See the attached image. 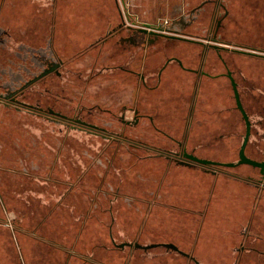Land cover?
<instances>
[{"label":"rangeland","instance_id":"1","mask_svg":"<svg viewBox=\"0 0 264 264\" xmlns=\"http://www.w3.org/2000/svg\"><path fill=\"white\" fill-rule=\"evenodd\" d=\"M53 3L9 0L1 24L13 25V39L0 45V92L12 91L55 63L48 51ZM98 3L94 0L88 5L90 15H97ZM60 4L67 10L59 14L62 29L56 31V47L65 62L63 74L41 80L40 91L30 87L21 97L30 103L41 102L48 110L85 118L113 138L79 128L83 125L75 122L54 121L50 114L38 115L0 103V264H66L70 255V264H195L166 246H117L111 232L118 244L171 241L190 251L197 243L196 254L203 264H237L239 258V264H264V192L259 204L261 189L248 180L261 177L259 168L241 164L215 172L201 165L182 164L169 159L166 152H158L163 148L178 150L179 146L147 118L137 125L126 121L134 116L132 110H124L126 105H139L142 113H161L163 106L165 115L172 111L175 119L179 117L180 124L173 126L175 134L181 138L189 133L190 151L216 161L239 160L246 122L226 75L203 76L197 88L198 75L186 72L176 87L170 89L167 80L154 87L158 70L175 53L186 66L199 68L206 49L211 56L205 70L227 72L216 54L220 50L210 45L215 42L212 9L200 6L172 22L184 35L204 40L205 47L154 37L146 48L145 34L125 29L120 35L134 36L136 46L129 41H111L101 52L103 40L99 39L106 35V27L84 30V40L78 39L82 29L74 25L84 21V0H60ZM242 6L243 0L222 1L218 43L264 53V26L256 21L244 23ZM17 50L25 53L24 63L33 68L31 71L16 68L22 60ZM32 50L41 56V66L34 61L38 57ZM221 51L239 83L252 121L246 152L263 160L264 58ZM146 53L151 56L147 62L143 60ZM117 64L146 69L147 76L154 78L152 89L142 86L137 75L104 69ZM12 65L15 68L11 70ZM168 91L174 99L169 106L172 109L166 108L170 101H162ZM194 95L197 109L192 116ZM177 104L179 107H174ZM156 121L157 126L168 127L160 117ZM141 143L152 151L138 147ZM216 179H220L215 195L219 199L214 200L203 223ZM232 216L238 224L230 229ZM254 217L246 238L248 220ZM243 241L246 247L241 252Z\"/></svg>","mask_w":264,"mask_h":264},{"label":"flooded vegetation","instance_id":"2","mask_svg":"<svg viewBox=\"0 0 264 264\" xmlns=\"http://www.w3.org/2000/svg\"><path fill=\"white\" fill-rule=\"evenodd\" d=\"M212 1H215V4H216V9H215V11L213 13V19L217 18V22L213 23L215 25V27H214V38H213L215 42L214 43L210 42V45H213V44L220 45V48H218V49L215 48L216 50H220L216 54H217L219 60L223 63V65L226 68L227 72H222L220 74H211V73H209L208 71L205 70L206 60H208L209 57L211 56L210 53L206 52V49H204V52H202V54H201L202 63L199 66V68H192V67L186 66L185 63H184V59L182 57H180L179 55H170L165 60L163 65L160 67V69L158 70L157 83L154 85V87H160L162 85L163 76H164L165 71L168 69V67L171 64L175 65L176 63H177L178 68L180 70L185 71V72H189V73H195V74L198 75V79L196 81L197 88L200 86L203 76H209V77L217 78L219 76L226 75L231 80V78L229 77L228 74H229V72H231L233 74V72L230 69V65L228 63V60H227L226 56L222 53L221 50H233L234 51V49L233 48L231 49L228 46H223V44H220V42L218 43V37H217L218 29H219V27L222 24V19H221L222 2H221V0H212ZM126 18H128V16H126ZM164 26H166V28L169 27L172 30V32H169L171 34L173 33V34H178V35H181V36H184V37H188V36L184 35V31L183 30H178L177 28L173 27L172 22L164 24ZM146 27L147 26H136L135 24H132V23H129V22H126V21H122L117 26L115 25L112 28H110L108 30V32L106 33V35H104L101 39H99V41L103 40V45L101 46V49H100L101 52L104 50V47L111 41H113L115 44H116V42L121 44V43H125L126 41H129L131 43H134L135 46H136V41H135L136 38L134 36H130V35L121 36L120 35L122 33V31H124L125 29H127L129 31H132V32L139 31V32L145 34L146 36H145V39H144V44H145L146 48L147 47L150 48L151 42L153 41L154 37H156V39H163V40H166V41H171V40L172 41H177V40H179V41H183V42L201 44L204 47L206 46V43L204 42V40H201V39H197V38H194V37L193 38L192 37H188V38L196 40V41H188V40H184V39H178V38H173V37H168V36L156 35V34H153V33H148L149 31L145 32L144 30H142L143 28H146ZM12 39H13V35H12L11 30L9 29V27H5V26H3L0 23V45L1 46H3V45L5 46V45H7V42H9V41L11 42ZM197 41H201V42H197ZM208 48H210V46ZM22 49H24V47H22ZM2 50H4V49H2ZM32 51H34L32 53L34 55V57H38V58L34 59V61L36 60L35 61L36 64L38 66H41V60L39 59V58H41V56H38L35 53V50H32ZM48 51L50 52L49 54L51 56H53V58H55V63L54 62L50 63L49 66L45 67L44 70L41 71L40 73L35 74L30 80L22 81V83L19 84L18 87H15V89H13L12 91H10V92H0V103H3L7 107L14 106L18 110L24 109V110L30 111V112H32L34 114H38V115H44L45 116V115L50 114L53 117L49 116V118H51L54 121L64 122V123H67V124H69L68 122H75L77 124L83 125L82 127H79V128H84L85 130H87L89 132H92V133L97 134V135H101V136L106 137V138H113L110 134H108V132H106V130L104 128L98 127L97 125L91 123L90 121L86 120L85 118H82L80 116L79 117L78 116L72 117L69 114L64 113L63 111H58V110H55V109L48 110V109H46V107H44L42 105L41 102L30 103V102H27L26 100H24L21 97V95L26 90H28L30 87H33V89H35V90L37 89L38 91H40V87L38 86V83L41 80L46 79L49 76L53 77L54 75L63 74V71H64L63 68H64V65H65V62L61 58V56L59 55V52H58L57 47H56V41H55V39L53 38L52 35H51V37L49 39V49H48ZM130 51H131V49H130ZM16 52H17V55L20 56V58L22 59L21 62L16 64V68L20 67L21 71H24V69H26V70L28 69V71H31L33 68L31 66H29V65L24 63L25 53H23L22 50H20V51L17 50ZM39 52H41V51H39ZM242 54L252 55V54H248V53H242ZM131 55H133V56H131L132 59H135L134 57L136 56V54L134 52H131ZM252 56H257V55H252ZM144 57L145 58L143 60L146 61V62L148 60L150 61V59H151V56H149L148 53H146L144 55ZM257 57L264 58V56H257ZM11 67H12L11 70L15 68L14 65H12ZM1 68H2V64L0 62V70H1ZM104 69H115V70L127 72L130 75L131 74L137 75L140 78V84L142 86H146V87H148L150 89H152V87H153L152 84H150V83L154 80V78H151V77L147 76L146 69H142V70L139 69L138 70L136 68H132V67L127 66L125 64H117V65H113V66H106ZM3 71H5V70H3ZM17 72H19V69H17ZM16 75L20 76L19 73L16 74ZM1 76H3V75H1ZM233 76H234V74H233ZM234 78H235V76H234ZM235 80H236V78H235ZM236 82H237L238 90H239V93H240L239 83H238L237 80H236ZM231 84H232V81H231ZM232 86H233V84H232ZM240 97H241V93H240ZM235 99H236V97H235ZM196 103H197V98L194 95L193 100L191 102V106H190V111L192 112V116L195 114V111L197 109ZM236 104H237V101H236ZM237 107H238V105H237ZM128 109L132 110L134 112L133 118L131 120H126L128 122V124L130 123V124H136L137 125V124H139L141 122L142 119L147 118L149 120L150 124L154 125L157 128L158 131H160L162 134H164L168 138H170L173 141H175L178 144V146H179L178 150L163 148V149H157L158 152L159 151L160 152H166L165 154H166V156L169 159L176 160L178 162H180L183 159L184 160H190V159L185 157V155H184L185 152H188L190 154L196 155L195 153L190 151L188 149V147H187V140H188V137H189V135H188L189 133L183 134L181 136V138H180L179 135L173 134V133L167 131L166 129L156 125V122H157L156 120L159 119L160 112L159 113L158 112H156V113H142L140 111L139 105H134V104L133 105H126L124 107V110L127 111ZM104 110L109 111L110 109L105 108ZM121 118H123V120H125V116L124 115L121 116ZM142 145L144 147H146L147 150L152 151V149H149L150 146L147 145V144L141 143V144H138L137 146L141 147ZM248 145H249V143H248ZM247 148H248V146H247ZM247 148H246V150H247ZM248 156L250 157V155H248ZM263 160H264V158H263ZM263 160H260V161H263ZM187 165H201V164L192 162V163L187 164ZM201 166H204V165H201ZM205 167L206 168H212V169L215 170V172H217L216 171L217 168L225 167V166H215L214 165V166H205ZM253 167H256V166H253ZM256 168H259L260 173H261V177L258 178V179H255V178H252V177H248V180H252V181L256 182L255 184L257 186H259V188L261 187V189L262 188L264 189V172H262L260 167H256ZM246 230L247 229H245V233H247ZM133 243H135V242H133ZM242 245H243L242 248L246 247V245H244V241L242 242ZM132 246H134V245H132Z\"/></svg>","mask_w":264,"mask_h":264},{"label":"crops","instance_id":"3","mask_svg":"<svg viewBox=\"0 0 264 264\" xmlns=\"http://www.w3.org/2000/svg\"><path fill=\"white\" fill-rule=\"evenodd\" d=\"M93 1L94 0H84V5H85L84 6V15H85L84 21H82L80 26H78V24L74 25L77 28L79 27L82 29V32L80 33L81 37L78 38L80 40H84V38H85L84 34L87 30L98 28V27H100V28L106 27V29L109 30L113 26L120 24L122 21H126L129 23L135 24L136 26H148V25H158V24L171 23V22L177 20L178 18H184V17L190 15V13H193V10H195L196 8H198L200 6L206 7L207 9L211 8L212 9L211 10L212 15H211L210 21H211V23L217 22V18L213 19V13L216 9V4H215V1H212V0H98L99 5L97 7V15L96 16L90 15L91 11L89 10L90 7H88V5L92 4ZM222 1L223 0H221V2ZM8 4H9V0H0V23H1V20L3 17V14L6 11H8V9H9ZM34 7H36V5H34ZM61 8L62 7L60 4V0H54L53 9H52L51 30H52V36L55 39V41H56L57 29H59V28L62 29V25H61V27H60V25H58V16H59V14L63 15L65 12H67L66 9L64 10L63 8L62 9ZM241 12L243 14V16H241V17H243L244 23H248L250 21H256L257 23H260V26H264V0H257V2H255L254 4H252L248 0H243V6H242ZM126 16H128V18H126ZM203 17L204 16L202 15V16H200L199 19H202ZM101 22L103 24H101ZM71 25H70V27L73 28V26H71ZM7 27H9V29H12L13 25H8ZM84 30H86V31L84 32ZM220 44H223L224 46H227V45L230 46L229 43H220ZM260 50H261V48H260ZM227 51H233V50H227ZM233 52H235L237 54H242L241 52L239 53L237 51H233ZM174 55L180 56V54H177V53H175ZM184 74H186L185 71L180 70L177 65L171 64L164 73L162 85L167 80L169 82L170 89L173 87H176L179 83V80H181V78H183V77L186 78V76ZM187 81L189 83V80H187ZM170 92L171 91L167 92L168 93L167 96L162 95L163 96L162 100H164L165 102L170 101V104L166 108H168L169 106H172V103L174 101V99L171 97L172 93H170ZM241 99H242L243 105L246 109L242 95H241ZM177 100H178V98H177ZM174 107L178 108L179 104H177ZM169 108L172 109L171 107H169ZM161 109H162V111L160 113V119H161L162 125H167L168 127H166L165 129L167 131L175 134V132L173 131V126L180 124L179 117L178 118L176 117V119H175V116L172 113V111L171 112L167 111V114L165 115L164 114V112H165L164 107L161 106ZM246 111H247V109H246ZM219 184H220V179H216L214 181V188H213V192H212L213 194L211 195L209 202H208V209L203 212V223L207 220V216H208L209 212L212 211V205L215 204L214 200L216 201L219 199V198H216V196H215L217 194V190L219 189ZM260 189H261V187H260ZM260 191H261L260 196H259L260 198H258L259 204L262 202V199H263L262 193L264 192V189L262 188ZM194 210L197 211L198 209L195 208ZM232 215L234 216V214H232ZM233 216L230 217V219H231L230 229H233L238 224L237 218H235ZM254 222H255V217L253 219L251 218L248 220V224L246 226V229H247L246 232L247 233H245L247 236L246 238L250 237L251 229H252V226L254 225ZM111 237H112V240L114 241V243H116L115 239L113 238L112 232H111ZM136 242H138V241H136ZM164 242H168V241H164ZM159 243H163V242H159ZM172 243H175V242H172ZM175 244L178 245L177 243H175ZM143 245H145V244H143ZM126 246H130V247H133L136 249L140 248V247H136V246H132V245H126ZM126 246H124V247H126ZM152 248H154V247H152ZM179 248L182 249L180 246H179ZM197 248H198V244L195 243L194 248L192 250H190V251H186L184 249H182V250L189 252L190 254L194 255L198 260H200L196 254ZM243 249L244 248H242L241 252L244 251ZM253 251H255V250L253 249ZM187 258H189V257H187ZM239 259L237 260V264L241 263V261H242ZM70 260H71V255L66 260V264H70ZM189 260L193 261L190 258H189Z\"/></svg>","mask_w":264,"mask_h":264},{"label":"water","instance_id":"4","mask_svg":"<svg viewBox=\"0 0 264 264\" xmlns=\"http://www.w3.org/2000/svg\"><path fill=\"white\" fill-rule=\"evenodd\" d=\"M147 27L148 28L154 27L155 29H153L151 33L156 34V35L168 36V37L184 39V40H188V41H196L194 39L184 37V36H181L178 34L169 33V32H172V30L169 27L166 28V26H164V24L148 25ZM147 27L143 28L142 30H144L145 32H148L149 29ZM197 42H201V41H197ZM213 46H214V48H217V49L220 48V45H218V44H213ZM234 51L242 52V53H248V54L257 55V56H264V53H262L260 51L257 52V51L242 50V49H234ZM228 75L231 78V81L233 84L238 108L242 112L243 117L246 121V133L244 135V139H243L242 145L240 147L239 160L234 161V162H222V161H216V160H212V159L202 158V157H199L197 155L185 152L184 153L185 157L190 159V160H184L183 159L180 162L183 164H190L192 162H195V163H199V164L204 165V166H214L215 165V166H225V167H236V166L241 165V164H250V165H253L256 167H260L262 172H264V160L263 161L256 160L254 158L249 157L246 153V148L248 146V143H249L250 137H251V133H252V122L250 120V116H249L248 112L246 111L245 107L243 106V103H242V100L240 97V93L238 90L237 82H236L233 74L231 72H229ZM116 245L120 246V247H124L125 245H134L136 247H140V248H144V249H149V248L157 247V246H166L168 248L174 249L175 251L189 257L190 259H192L195 262V264H202L200 262V260H198L194 255L180 249L178 245H176L175 243H172V242L152 243V244H148V245H143V244H140L139 242H135V243L123 242V243H119V244L116 243Z\"/></svg>","mask_w":264,"mask_h":264},{"label":"bare ground","instance_id":"5","mask_svg":"<svg viewBox=\"0 0 264 264\" xmlns=\"http://www.w3.org/2000/svg\"><path fill=\"white\" fill-rule=\"evenodd\" d=\"M149 29V32L148 33H151L153 29H155L154 27H151V28H148ZM242 100V99H241ZM243 103V102H242Z\"/></svg>","mask_w":264,"mask_h":264}]
</instances>
